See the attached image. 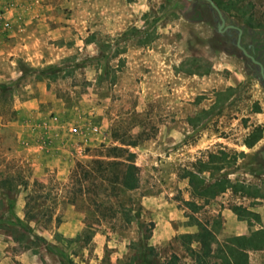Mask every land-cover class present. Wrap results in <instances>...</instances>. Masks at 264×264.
I'll use <instances>...</instances> for the list:
<instances>
[{"label": "rangeland", "instance_id": "rangeland-1", "mask_svg": "<svg viewBox=\"0 0 264 264\" xmlns=\"http://www.w3.org/2000/svg\"><path fill=\"white\" fill-rule=\"evenodd\" d=\"M214 1L264 33V0ZM181 7L0 0V264H159L172 254L178 264H221L214 254L229 238L264 229V176L252 159L264 143V89ZM114 130L139 140L138 187L113 197L138 214L124 226L97 215L91 191L70 201L75 164L116 144ZM220 182L223 191L201 195ZM29 196L56 220L29 219ZM201 226L215 236L205 259L181 239ZM261 250L248 249V261Z\"/></svg>", "mask_w": 264, "mask_h": 264}, {"label": "trees", "instance_id": "trees-1", "mask_svg": "<svg viewBox=\"0 0 264 264\" xmlns=\"http://www.w3.org/2000/svg\"><path fill=\"white\" fill-rule=\"evenodd\" d=\"M247 23L252 25L251 22L247 21ZM56 71L55 68L42 70L43 74L49 76H55ZM111 137L116 144L109 146L102 144L101 156L85 162L78 161L75 164L72 170L74 176L72 177V185L75 188L70 201L72 204L77 199L76 193L84 194L91 191L93 192V198L89 199L97 215L107 216L109 219H114L119 225L124 226L136 220L138 214L130 205L117 203L115 207L113 197L118 191H132L138 187V167L135 164V153L131 151V148L137 146L139 140L130 134L121 135L116 130L112 131ZM260 138V129H257L250 136L246 145L252 147ZM77 174L78 176H76ZM32 185L42 187L37 183ZM216 187L217 189L214 190L210 185H206L203 187L201 195L210 193L212 196L216 192L223 191L226 185L220 182ZM51 208L45 207L43 202H38V198L29 196L25 203L24 213L29 219L48 226L55 219ZM181 239L192 255H197L199 259H205L211 254V244L215 241V236L208 228L201 226L197 232L184 234ZM191 242L199 244V249L195 250L190 245ZM248 249H264V229L253 231L247 236L229 238V241L223 245L222 251L218 250L214 255L220 258L221 264H249ZM146 256L147 253L142 252V257ZM177 259V256L172 254L169 259L162 261L161 264H178ZM143 261L145 260L143 259Z\"/></svg>", "mask_w": 264, "mask_h": 264}, {"label": "water", "instance_id": "water-1", "mask_svg": "<svg viewBox=\"0 0 264 264\" xmlns=\"http://www.w3.org/2000/svg\"><path fill=\"white\" fill-rule=\"evenodd\" d=\"M181 2L180 13L185 20L203 22L209 26L211 36L207 41L215 52L239 60L245 74L255 79L264 89V53L262 54L263 60H258L259 54L254 56L249 53L241 37L243 29L248 34L253 30L245 25H238L235 20L230 19L214 0H181ZM195 11H198L200 18H192ZM227 22L231 23L226 24ZM252 159L256 164L257 173L264 176V143L254 151Z\"/></svg>", "mask_w": 264, "mask_h": 264}, {"label": "flooded vegetation", "instance_id": "flooded-vegetation-1", "mask_svg": "<svg viewBox=\"0 0 264 264\" xmlns=\"http://www.w3.org/2000/svg\"><path fill=\"white\" fill-rule=\"evenodd\" d=\"M193 19L200 18V14L198 11L192 16ZM231 22H227L226 24H230ZM238 24V23H237ZM239 25V24H238ZM244 42V47L254 56L259 54L258 60H263L262 54L264 53V33L257 32L253 30L252 33L248 34L245 29H243V33L241 36ZM245 40H248L247 42Z\"/></svg>", "mask_w": 264, "mask_h": 264}, {"label": "crops", "instance_id": "crops-1", "mask_svg": "<svg viewBox=\"0 0 264 264\" xmlns=\"http://www.w3.org/2000/svg\"><path fill=\"white\" fill-rule=\"evenodd\" d=\"M191 23H202V24H205L203 22H191ZM235 224H236V222H235ZM237 229L236 230H231L230 234L231 235H240V232ZM243 233H245V232H243ZM165 259H167V257L163 258L160 261L159 264H161V262L164 261ZM249 262H250V264H264V251L263 250H261V251H249V261H248V263Z\"/></svg>", "mask_w": 264, "mask_h": 264}]
</instances>
